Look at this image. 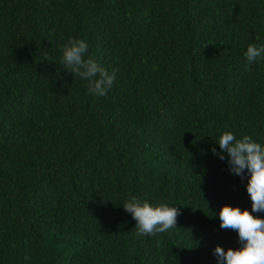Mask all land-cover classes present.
Here are the masks:
<instances>
[{"label": "trees", "instance_id": "trees-1", "mask_svg": "<svg viewBox=\"0 0 264 264\" xmlns=\"http://www.w3.org/2000/svg\"><path fill=\"white\" fill-rule=\"evenodd\" d=\"M83 38L117 70L103 97L63 69ZM264 0H0V264H217L251 210L219 136L264 142ZM176 204L138 237L122 203ZM259 215V213H253Z\"/></svg>", "mask_w": 264, "mask_h": 264}, {"label": "clouds", "instance_id": "clouds-1", "mask_svg": "<svg viewBox=\"0 0 264 264\" xmlns=\"http://www.w3.org/2000/svg\"><path fill=\"white\" fill-rule=\"evenodd\" d=\"M61 64L63 69L87 81L90 95L103 97L112 88L117 70L109 71L94 60L89 53V44L83 38H70L62 45ZM264 55V45L249 43L244 56L246 66ZM220 151L211 149L220 160L227 157L229 172L246 177V191L251 200V210L239 206L223 205L218 217L221 229H232L238 234V248L225 250L220 245L214 249L217 264H264V142L245 135L237 138L232 131L219 136ZM123 209L136 221L138 237L155 236L176 228L181 214L176 204L151 203L132 195L122 203ZM259 213V215H253Z\"/></svg>", "mask_w": 264, "mask_h": 264}]
</instances>
